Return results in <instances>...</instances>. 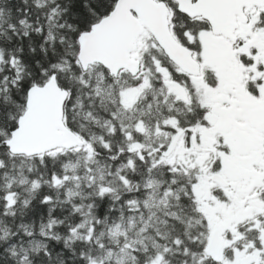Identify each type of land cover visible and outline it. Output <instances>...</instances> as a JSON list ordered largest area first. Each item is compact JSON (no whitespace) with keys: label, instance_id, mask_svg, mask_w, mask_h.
Segmentation results:
<instances>
[{"label":"snow or ice","instance_id":"1","mask_svg":"<svg viewBox=\"0 0 264 264\" xmlns=\"http://www.w3.org/2000/svg\"><path fill=\"white\" fill-rule=\"evenodd\" d=\"M0 264H264V0H0Z\"/></svg>","mask_w":264,"mask_h":264}]
</instances>
